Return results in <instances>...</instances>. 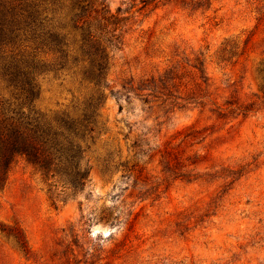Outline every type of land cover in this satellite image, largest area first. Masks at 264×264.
Segmentation results:
<instances>
[{"label": "rangeland", "instance_id": "1", "mask_svg": "<svg viewBox=\"0 0 264 264\" xmlns=\"http://www.w3.org/2000/svg\"><path fill=\"white\" fill-rule=\"evenodd\" d=\"M105 2L133 17L103 88L88 185L55 206L31 165H13L0 223L22 231L27 252L0 233V264H264V0L161 1L135 16L134 0ZM41 55L38 105L86 107L93 85ZM173 67L171 98L148 95ZM195 86L202 103L170 104Z\"/></svg>", "mask_w": 264, "mask_h": 264}, {"label": "trees", "instance_id": "2", "mask_svg": "<svg viewBox=\"0 0 264 264\" xmlns=\"http://www.w3.org/2000/svg\"><path fill=\"white\" fill-rule=\"evenodd\" d=\"M67 1L0 0V181L6 180L12 166L22 159L41 175L55 206L75 199L88 185L86 154L101 116L103 88L108 87L114 51L123 44L122 26L133 17L121 16L120 7L112 12L105 0H69L68 13L57 15ZM161 1L191 10L211 5V0H134V7L139 5L134 16ZM25 42L33 43L32 50L22 52V46L30 48ZM226 49L227 44L222 50ZM42 53H52L62 68L74 69L81 81L93 85L96 95L90 97L86 107L77 112L46 111L38 105V73L45 65ZM176 71L173 67L153 78L148 95L158 97L155 93H161L171 98ZM257 71L264 99V58ZM198 98L196 86L190 87L170 104L202 103ZM253 104L243 103L238 108L246 112ZM0 233L13 237L27 252L25 235L19 228L0 223Z\"/></svg>", "mask_w": 264, "mask_h": 264}]
</instances>
